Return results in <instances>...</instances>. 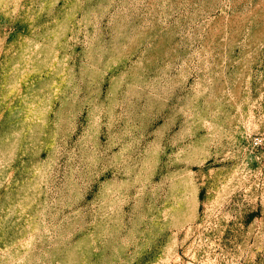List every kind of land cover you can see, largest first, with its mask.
Returning a JSON list of instances; mask_svg holds the SVG:
<instances>
[{"label":"rangeland","instance_id":"374dc122","mask_svg":"<svg viewBox=\"0 0 264 264\" xmlns=\"http://www.w3.org/2000/svg\"><path fill=\"white\" fill-rule=\"evenodd\" d=\"M0 264H264V0H0Z\"/></svg>","mask_w":264,"mask_h":264}]
</instances>
